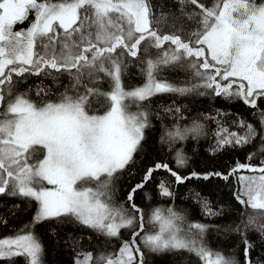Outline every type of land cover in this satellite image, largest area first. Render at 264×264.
<instances>
[{
	"label": "snow or ice",
	"instance_id": "1",
	"mask_svg": "<svg viewBox=\"0 0 264 264\" xmlns=\"http://www.w3.org/2000/svg\"><path fill=\"white\" fill-rule=\"evenodd\" d=\"M175 3L170 12L153 0H0V195L36 204L30 224L0 238V259L43 264L44 247L33 228L56 220L76 222L107 238L133 229L132 239L115 252H81L74 264H145L144 248L187 251L198 264H254L250 232L264 245V159L251 163L255 153L225 172L183 175L179 169L187 157L176 150L175 170L156 162L131 188V212L113 201V180L142 150L151 127L147 103L157 95L195 93L259 109V132L243 119L232 121L242 131L232 130L219 110L204 119L216 124L213 153L251 145L259 137L264 156L259 103L264 101V0ZM128 57L141 63V85L125 84ZM171 70L190 79L178 83L162 75ZM30 77L51 79L57 91L43 80L21 91L18 86ZM173 111L181 110L165 109ZM203 127L195 121L191 127L175 125L163 132L161 143L171 148L189 134H202ZM160 169L177 185L211 176L236 178L233 196L247 215L228 230L241 239L242 262L210 248L204 240L208 226L184 224L171 207L153 209L148 223L156 230L145 231L144 212L133 197ZM158 187L162 196L173 197L168 183ZM201 203L205 215H219L206 200Z\"/></svg>",
	"mask_w": 264,
	"mask_h": 264
},
{
	"label": "trees",
	"instance_id": "2",
	"mask_svg": "<svg viewBox=\"0 0 264 264\" xmlns=\"http://www.w3.org/2000/svg\"><path fill=\"white\" fill-rule=\"evenodd\" d=\"M154 5L164 8L165 11L175 12L177 5L175 0H153ZM26 26V25H25ZM167 79L182 83L190 79L189 75L180 70L165 71L162 73ZM43 80L45 85L57 91L49 78L30 77L18 87L21 91L29 86L39 84ZM125 84L129 87L141 85L144 78L141 73V63L138 59L128 57L127 69L124 77ZM67 84V78L62 79ZM100 87L107 90V84ZM62 91L63 89H59ZM264 108V101L259 102ZM150 113L151 127L146 131V140L142 150L135 156L134 162L113 180V201L117 205H123L131 212L127 203V195L131 188L141 182L147 167L156 162L168 163L174 170L177 165L174 162L175 151L182 150L187 157V164L180 168L183 175L191 171L198 173L225 172L235 165L237 161L248 162L249 153H255L251 163H258L264 159L260 154L262 142L259 137L251 145L238 148H226L213 153L215 144L214 133L216 124L206 120V116H215L219 110L223 114V121L232 130L242 131L232 126L233 120L243 119L257 127L259 109L252 110L242 102L199 96L195 93L187 96L174 94L157 95L147 103ZM166 108H180V112L166 113ZM135 110V108H133ZM202 124L203 133L200 135L189 134L184 141H176L169 147L168 143H161L160 137L167 129L175 125L191 127L193 122ZM247 174V173H245ZM164 181L170 185L173 197H165L160 194L159 183ZM238 187L235 177L225 181L219 177L211 176L209 179H191L182 185L174 183V179L163 169L153 173L152 179L142 189L136 191L133 202L143 210L145 216V231H155L149 223L148 217L155 208H173L184 218V224L201 223L208 226L204 234V240L212 249H218L226 255L234 254L236 259L243 261L241 251V239L236 233L229 231V227L239 225L246 218V210L235 200L233 193ZM193 193H199V198ZM201 199L206 200L213 211L219 215H205ZM36 212L35 202L27 198L0 195V238L14 234L24 225L31 223ZM33 231L39 236L43 247V264H74L78 253L115 252L125 240H131L132 228L121 230L119 237L107 238L92 229L86 228L76 222L56 220L44 221L34 226ZM250 238L256 245L251 255L255 262L264 261V245L261 244L257 234L250 232ZM139 243V240H138ZM145 252V264H198L197 258L187 251ZM0 264H24L23 258H15L14 261L0 259Z\"/></svg>",
	"mask_w": 264,
	"mask_h": 264
},
{
	"label": "rangeland",
	"instance_id": "3",
	"mask_svg": "<svg viewBox=\"0 0 264 264\" xmlns=\"http://www.w3.org/2000/svg\"><path fill=\"white\" fill-rule=\"evenodd\" d=\"M134 110V109H133Z\"/></svg>",
	"mask_w": 264,
	"mask_h": 264
}]
</instances>
